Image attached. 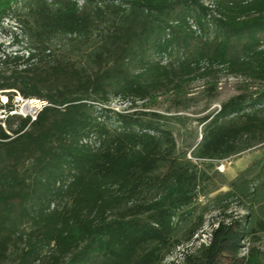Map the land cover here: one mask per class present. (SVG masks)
I'll return each instance as SVG.
<instances>
[{
    "label": "trees",
    "instance_id": "16d2710c",
    "mask_svg": "<svg viewBox=\"0 0 264 264\" xmlns=\"http://www.w3.org/2000/svg\"><path fill=\"white\" fill-rule=\"evenodd\" d=\"M18 4L25 46L0 55V107L47 104L0 125V264H165L233 201L244 215L168 264H264V159L196 213L216 164L264 145V0H0V24ZM221 71L241 91L179 147L158 98L187 109L190 83Z\"/></svg>",
    "mask_w": 264,
    "mask_h": 264
},
{
    "label": "rangeland",
    "instance_id": "374dc122",
    "mask_svg": "<svg viewBox=\"0 0 264 264\" xmlns=\"http://www.w3.org/2000/svg\"><path fill=\"white\" fill-rule=\"evenodd\" d=\"M22 11L21 5L18 4L14 11L11 12L0 24V55L2 52H17L22 51L25 46V37L19 25L13 22V15L15 12ZM18 40L19 42H16ZM216 80L217 85L215 89H211L210 81ZM245 81L242 76H231L226 72H218L215 77L196 78L190 83L187 90L186 97L189 99L187 109H180L181 104L175 103L172 98L161 96L158 98L157 105L154 110L164 113L170 111L171 114L179 116L180 120L172 122L176 141L179 147H184L196 142L200 138L201 124L198 119L207 113L215 110L220 102L225 101L230 96L240 92V86ZM5 95L0 93V98ZM109 107L113 110H127L129 112H141L144 109L141 102H135L130 105L118 98H111ZM264 159V145L257 146L246 150L239 155L222 160L216 164L215 170H212V185L217 187V190L207 197H200L198 199L199 205L196 207V213L202 212L203 207L209 200L218 192L226 191L228 184L233 180L237 174L249 167L254 161ZM245 214V210L235 201L231 202L230 210L223 214L215 210L212 206H208L203 214L204 224L201 231L195 236L196 240L190 243H185L175 248L170 254L165 264L179 261L183 251H190L198 244V242L207 241L210 227H213L217 220L225 216L238 217ZM255 245L260 249H264V234H261L255 240Z\"/></svg>",
    "mask_w": 264,
    "mask_h": 264
},
{
    "label": "built area",
    "instance_id": "2783aa9c",
    "mask_svg": "<svg viewBox=\"0 0 264 264\" xmlns=\"http://www.w3.org/2000/svg\"><path fill=\"white\" fill-rule=\"evenodd\" d=\"M8 102L7 96L0 98V106L6 105ZM47 103L40 99L25 98L19 93H15L11 98V107H0V125L5 127V121L7 117H21L29 118L30 121H34L40 112V110Z\"/></svg>",
    "mask_w": 264,
    "mask_h": 264
}]
</instances>
